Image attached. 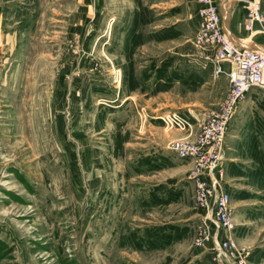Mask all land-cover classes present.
I'll return each instance as SVG.
<instances>
[{
	"label": "rangeland",
	"instance_id": "rangeland-1",
	"mask_svg": "<svg viewBox=\"0 0 264 264\" xmlns=\"http://www.w3.org/2000/svg\"><path fill=\"white\" fill-rule=\"evenodd\" d=\"M198 22L197 0H0V264H223L198 245L193 163L168 149L227 93ZM223 169L251 223L235 239L264 264V90Z\"/></svg>",
	"mask_w": 264,
	"mask_h": 264
},
{
	"label": "built area",
	"instance_id": "built-area-1",
	"mask_svg": "<svg viewBox=\"0 0 264 264\" xmlns=\"http://www.w3.org/2000/svg\"><path fill=\"white\" fill-rule=\"evenodd\" d=\"M262 3L263 0H249L246 4L244 27L255 39L264 36ZM197 5L196 44L216 51L214 77L226 75L229 89L220 108L206 115L200 132L192 140H173L168 149L179 159L193 163L194 201L206 214V229L198 245H212L211 253L223 264H251L250 249L235 239V209L225 190L223 161L229 126L239 105L253 89L264 90V44H236L223 30L220 8L215 1L197 0ZM158 118L166 128L189 132L190 136L194 133L192 121L179 113Z\"/></svg>",
	"mask_w": 264,
	"mask_h": 264
},
{
	"label": "crops",
	"instance_id": "crops-1",
	"mask_svg": "<svg viewBox=\"0 0 264 264\" xmlns=\"http://www.w3.org/2000/svg\"><path fill=\"white\" fill-rule=\"evenodd\" d=\"M214 1L220 8V12H221V16H222L223 30L229 35V37L236 44L245 45V46H247V45L253 46L254 44H258V45L264 44V36L255 39V38H252L251 35L249 33H247V31L245 30L244 17L246 14V4L249 0H214ZM262 10L264 11L263 3H262ZM198 19H199V16H198ZM248 34L250 35V37L248 36ZM206 54H208V56L213 58L215 51L214 50L206 51ZM226 79H227L228 87L227 86L225 87V90H226L225 92H227L228 88H229V79L227 76H226ZM227 160L233 162L236 159H233V158L228 159L227 158ZM240 177H243V175ZM235 179H237V178H235ZM225 184H226V181H225ZM245 208H246V205L244 204L242 207L243 216L240 215V217H238L240 219V222L236 223L237 227H236V230L234 233L235 236L237 234L238 227H240V228L243 227L241 230H243L245 232L246 228H249L248 226L251 224L250 222H247V220H246V217L249 216V213L247 210H245ZM234 209H235V207H234ZM235 222H236V212H235ZM248 241L249 240L245 241V243L247 244ZM246 247H248V246H246ZM213 256H211V257H213Z\"/></svg>",
	"mask_w": 264,
	"mask_h": 264
},
{
	"label": "water",
	"instance_id": "water-1",
	"mask_svg": "<svg viewBox=\"0 0 264 264\" xmlns=\"http://www.w3.org/2000/svg\"><path fill=\"white\" fill-rule=\"evenodd\" d=\"M1 56H2V49L0 47V60H1Z\"/></svg>",
	"mask_w": 264,
	"mask_h": 264
}]
</instances>
